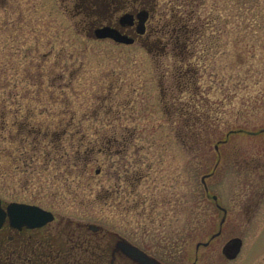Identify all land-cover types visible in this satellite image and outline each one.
Listing matches in <instances>:
<instances>
[{
	"label": "rangeland",
	"instance_id": "obj_1",
	"mask_svg": "<svg viewBox=\"0 0 264 264\" xmlns=\"http://www.w3.org/2000/svg\"><path fill=\"white\" fill-rule=\"evenodd\" d=\"M125 1L0 0V198L51 211L42 231L65 247L122 237L163 264H264V0ZM142 6L135 43L93 37ZM189 14L193 92L169 48Z\"/></svg>",
	"mask_w": 264,
	"mask_h": 264
},
{
	"label": "flooded vegetation",
	"instance_id": "obj_2",
	"mask_svg": "<svg viewBox=\"0 0 264 264\" xmlns=\"http://www.w3.org/2000/svg\"><path fill=\"white\" fill-rule=\"evenodd\" d=\"M139 11H146L148 13V17L145 22V30L142 35L136 33L135 30V27L137 25L136 18L134 19V24L132 26L119 27L120 31L134 37V39H136V37H143L145 35L147 29L146 24L150 17L149 10L144 8V6H142V8ZM137 12L135 13L130 12V13L136 14ZM104 25H110V24H104ZM111 26L118 27V19L115 25L112 24ZM94 29H92V35ZM202 184L204 186L205 195H207L209 192L205 180ZM213 197L216 196L215 195L212 196V199L216 201L217 197L215 199ZM1 206L4 210L6 209V203H3L2 199H1ZM216 207L222 212L223 215V217L220 220V229L216 233V235L218 236L220 235L221 227L225 222L227 210L226 208L218 204L216 205ZM54 220H55V216L51 222H53ZM51 222L47 223L44 226L34 229H30L25 226L17 229L14 226H12L9 217L6 216L2 225L0 226V264H82L80 261L74 258L75 257L74 254L79 253L80 251L82 252L90 251V253L93 254L91 256L92 258L95 253L99 254L96 257L97 260L96 264H100L101 259L102 260L108 259V264H117L121 260L126 261L127 263L135 264L129 259H127L125 256H123V254H121V252L115 246L117 241L112 246L111 245L101 246L99 244L89 245L90 244L89 241L86 242L83 241L69 247L62 246L61 240L58 237L59 235L57 236V238L56 237L52 238L50 235H46L43 233L44 231H42ZM37 232L39 233V236L34 235ZM98 232L99 231L95 233ZM84 243L86 244L85 248L83 247ZM141 250L144 251L146 254H148L144 249Z\"/></svg>",
	"mask_w": 264,
	"mask_h": 264
},
{
	"label": "water",
	"instance_id": "obj_3",
	"mask_svg": "<svg viewBox=\"0 0 264 264\" xmlns=\"http://www.w3.org/2000/svg\"><path fill=\"white\" fill-rule=\"evenodd\" d=\"M148 13L146 11H139L136 14L125 13L118 19L120 27L132 26L134 19L137 20L135 27L137 34H143L145 30V22L147 20ZM93 35L96 39H111L116 43L130 45L134 42V38L122 33L118 28L104 25L97 27L93 30ZM204 179L202 178V182ZM214 199L216 197H213ZM8 216L12 226L19 229L23 226L34 229L46 225L54 219L52 212L44 210L36 205H30L25 203L11 202L6 205L4 210L1 207L0 200V226L2 225L5 217ZM88 229L91 231H98V227L95 225H88ZM214 237V236H213ZM200 244H197V247ZM207 245V243H203ZM115 246L127 259L135 264H162L155 258L149 256L138 247L132 245L125 239L117 240ZM242 241L239 238H233L229 240L222 248V253L228 260L235 259L240 252Z\"/></svg>",
	"mask_w": 264,
	"mask_h": 264
},
{
	"label": "trees",
	"instance_id": "obj_4",
	"mask_svg": "<svg viewBox=\"0 0 264 264\" xmlns=\"http://www.w3.org/2000/svg\"><path fill=\"white\" fill-rule=\"evenodd\" d=\"M101 1V0H100ZM105 5L108 6L109 8H111V10L115 11V10H123L126 6V1L123 2L122 4L116 6V0H103ZM94 1H92L93 3ZM87 10V9H86ZM193 13V12H192ZM194 14V13H193ZM87 15V14H86ZM189 18L192 19V17L190 16V14L188 16H186V18L184 17H179L178 19V26L176 28H178V32H177V37L178 39H183L182 41H175L174 44H172V46H170V51L172 53L173 57H176V65L174 66V71L175 73L177 72L178 75H176V78H178L177 82H182L180 83L183 86V91H186L187 88H189V90L193 91H198V81H197V73H196V69H192L190 71V69H187V62L185 61L186 56L185 54H189L190 50L188 49L189 46H191V43H189V40L191 38V36L193 37L192 40L195 38L194 37V29L197 30V28H193L192 26V30H191V22L189 20ZM198 32V30H197ZM197 34V33H196ZM201 37H202V33H201ZM177 43V44H176ZM167 47V46H166ZM166 47L165 49H163L162 53L160 54V56H164L166 57L167 53H166ZM151 52V49H149ZM169 54V53H168ZM186 70L189 71L186 72ZM179 87V86H178ZM182 89V88H180ZM29 132H32V134H36L38 135L39 129H34V127H29ZM47 135V134H45Z\"/></svg>",
	"mask_w": 264,
	"mask_h": 264
}]
</instances>
